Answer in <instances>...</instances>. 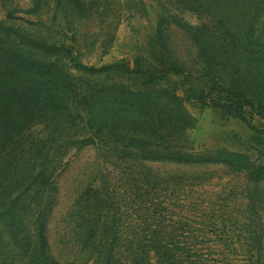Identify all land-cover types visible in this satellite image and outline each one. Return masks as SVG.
<instances>
[{
    "label": "rangeland",
    "instance_id": "obj_1",
    "mask_svg": "<svg viewBox=\"0 0 264 264\" xmlns=\"http://www.w3.org/2000/svg\"><path fill=\"white\" fill-rule=\"evenodd\" d=\"M0 122V264H264V0H0Z\"/></svg>",
    "mask_w": 264,
    "mask_h": 264
},
{
    "label": "trees",
    "instance_id": "obj_2",
    "mask_svg": "<svg viewBox=\"0 0 264 264\" xmlns=\"http://www.w3.org/2000/svg\"><path fill=\"white\" fill-rule=\"evenodd\" d=\"M137 71H139L138 69H137ZM136 71V72H137ZM150 78H151V83L152 82H154V81H159V80H161V78H163L162 76H160V77H158V76H150ZM49 83V82H48ZM50 85L51 86H54V84H51L50 83ZM35 89L34 90H32L31 91V94L33 95L31 98H30V100L28 101L30 104H32L35 108H42V109H45V110H48V109H46V108H48V107H51L53 104H55V102H56V99L51 95V93H53V91H50V93L47 91V89H46V86L44 85V84H42V82H40V86H38V85H36L35 87H34ZM14 100V99H13ZM12 100V101H13ZM16 100V99H15ZM17 104V103H16ZM45 110H43V111H45ZM42 112V111H41ZM1 126H2V123L0 122V128H1ZM17 144H18V142H17ZM158 147H156V148H159L160 146L159 145H157ZM142 148H144L143 150H147V148L148 149H150V151H149V155H148V157H146L145 155H142L141 157H135L136 159H139V160H144V161H148V160H150L149 159V156L150 155H155V154H158V151H155L154 149H155V147L152 145V144H149V143H147L146 141L145 142H143L142 143ZM172 150H170V151H168V152H166V153H168V154H173L174 155V158L179 162H191L195 157H194V155H189V153H187L188 155H186L185 157H182V156H180L181 155V152H179V151H177V152H175V151H172ZM174 152V153H173ZM153 160V159H152ZM206 160V162H208L207 160H209V159H203V161H205ZM136 177H138L139 175H135ZM249 176H250V180H256L257 179V173L255 172V171H251L250 172V174H249ZM141 177H143V176H141ZM135 180H137L136 178H134ZM148 188V187H147ZM155 189V188H154ZM152 189H150V191L148 190H144V196L145 197H147L149 200L151 199V200H156V196H158V194L159 193H157L158 192V190H152ZM150 197V198H149ZM164 212H166V210L165 209H162Z\"/></svg>",
    "mask_w": 264,
    "mask_h": 264
}]
</instances>
